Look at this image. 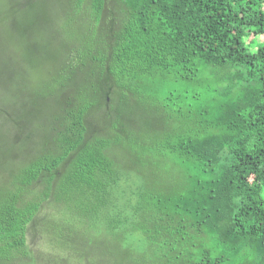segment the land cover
Here are the masks:
<instances>
[{"label": "trees", "instance_id": "trees-1", "mask_svg": "<svg viewBox=\"0 0 264 264\" xmlns=\"http://www.w3.org/2000/svg\"><path fill=\"white\" fill-rule=\"evenodd\" d=\"M65 1L37 80L2 64L19 94L59 108L45 141L2 156L0 264H45L28 228L48 200L50 253L79 239L100 255L264 264V0Z\"/></svg>", "mask_w": 264, "mask_h": 264}, {"label": "rangeland", "instance_id": "rangeland-1", "mask_svg": "<svg viewBox=\"0 0 264 264\" xmlns=\"http://www.w3.org/2000/svg\"><path fill=\"white\" fill-rule=\"evenodd\" d=\"M109 2V6L113 7L114 1L110 0ZM66 7L65 0H0V77L6 74L2 64L21 61V66L28 69L27 75L23 74L32 80H37V72L34 68L36 66L44 68L43 65L48 62L46 58L50 55L44 50V47L47 46V43H52L51 49L52 47L56 48L62 37L58 30L63 22V12ZM54 35L57 36L54 37ZM262 37L257 39L262 40ZM23 74H20L21 79ZM13 75L14 79H8L7 83L4 82L5 79L0 78V140L3 138L0 141V181L4 175L8 176L7 169L11 168V161L8 160L4 164L1 160L2 156L8 153V158H10L27 147L30 148L42 140L45 141V135L50 128L51 112L57 111L59 108L55 107L54 98L48 101L54 105V109L49 110L40 106L39 101L19 94V87L16 84L19 74L15 71L12 73ZM93 78L95 80L96 77ZM93 78L88 80L93 81ZM120 107L124 111V122L128 127L134 128L130 120L132 118L135 122L144 124L143 109L137 107L133 110L128 104L119 106L116 103L112 108L115 110ZM18 137L26 141L22 147L15 144ZM5 140L9 142H5ZM53 208V201H45L28 228L30 247L36 252L46 253V255H42V260H44L42 262L45 264H167L154 255H108V245H99L105 254L100 255L91 247L81 245L87 242L81 243L79 239L74 242L68 241L70 246L74 245L78 248L79 253L75 249L73 252L72 249L59 247H57V251L54 250L53 253H50L51 246L47 244H50V237L46 236L48 239L46 241L43 226L47 218L51 216ZM76 228L74 226V229L66 232L68 236L72 237V232ZM127 240V243L135 244L131 237Z\"/></svg>", "mask_w": 264, "mask_h": 264}]
</instances>
